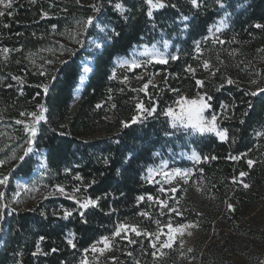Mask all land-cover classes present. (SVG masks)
Here are the masks:
<instances>
[{
	"label": "trees",
	"instance_id": "16d2710c",
	"mask_svg": "<svg viewBox=\"0 0 264 264\" xmlns=\"http://www.w3.org/2000/svg\"><path fill=\"white\" fill-rule=\"evenodd\" d=\"M96 2L103 5L98 16L106 32L90 28L86 38L79 37L85 40V47L80 48L74 42L76 21L92 15L88 5ZM166 2L175 4L176 8L156 10L152 19L146 16L143 0H124L129 9L125 13L127 19L108 0H81L83 7L75 0H14L13 8L5 11L13 14L0 20V48L13 51L7 54V59L0 55V159L8 160L13 152L21 153L25 133L23 125L15 122L26 119L21 112L36 111L38 103H44L48 112L35 145L37 150H45L47 166L42 174L33 175L38 160L35 153L27 157L11 173L4 201H9L14 179L19 175L27 178L31 193L36 192L30 191L33 188L43 192L49 190L46 186L54 189L61 185L70 192L74 187L80 188L75 194L81 200L99 199L98 206L83 210V218L76 211L79 206L75 200L66 196L47 195L28 208L4 209L5 219L0 226L6 230V238L0 246V264L16 261L80 264L85 256L89 259L91 246L101 237H112L118 223L136 224L155 232L157 219L162 228L169 219L174 224L199 223L193 253L195 264H235L234 258L252 263L261 259L264 136L258 133L264 132V93L258 89L264 87V29L254 25L264 24V0H227L226 11L232 13L230 23L212 36L208 35L209 28L225 13L214 0H200L203 7L199 9L189 0ZM242 3L245 5L239 7ZM183 16L189 19L181 23ZM112 29L120 35H112ZM174 34L167 64L152 62L130 70L115 63L116 57L129 53L138 44L152 43L162 35L172 38ZM106 35L112 38L108 40ZM214 38L224 43H216ZM92 40L104 46L96 48L90 44ZM197 42L200 53L195 50ZM67 49H77L76 55L69 56ZM176 51L178 59L173 60ZM86 57L93 61L92 71L73 105L82 60ZM205 59L212 66L208 71L202 67ZM62 60L68 63H60ZM189 65L196 69L194 77L186 71ZM216 69L212 76L211 71ZM113 72L116 77L110 78ZM14 76L19 79H12ZM124 76L129 79L124 81ZM139 76L143 79H137ZM227 78L236 83L227 84ZM149 79L153 84L149 85L147 96L132 90L141 88ZM197 79L205 81L203 89L196 85ZM253 80L257 83L253 84ZM38 85H48V93L44 94L43 87ZM172 89H179V94ZM198 91L214 97L209 112L220 117L221 128L228 130L227 139L221 140L214 133L187 137L173 128L169 117L163 114L179 95ZM253 91L257 95L248 94ZM138 101H143L145 107L155 104L157 112L146 119L143 114L137 123L123 127L122 121H130L137 114ZM112 104L116 107L112 108ZM222 104L229 105L228 109H222ZM225 114L230 118H223ZM182 145L209 157L197 164L188 183L175 180L163 184L146 179L148 166L176 154ZM244 153L261 162L248 168ZM213 156L216 159H210ZM232 156L242 158L233 160ZM15 163L10 161L0 167V173L6 174ZM241 171L248 175L240 177ZM238 181L250 187L245 189ZM172 186L177 188L176 192L168 191ZM161 187L164 192L159 191ZM149 195L156 199L148 200ZM140 196L145 199L140 201ZM157 199L168 200L183 215L177 216L167 209L161 215L162 206ZM228 203L233 204L234 211L227 208ZM65 209L72 211L67 219ZM141 211L149 212L151 219L138 215ZM85 219L87 223L83 222ZM129 235L134 237L132 233ZM69 238L73 239L75 248L68 244ZM135 238L137 243L129 244L125 239L113 237L112 250L100 256L99 261L92 254L91 264H137V261L151 264V238ZM37 244L42 251L33 256ZM177 246L175 243V248L168 250L170 258L166 264H181ZM85 249L89 251L85 253Z\"/></svg>",
	"mask_w": 264,
	"mask_h": 264
},
{
	"label": "snow or ice",
	"instance_id": "6c2138e0",
	"mask_svg": "<svg viewBox=\"0 0 264 264\" xmlns=\"http://www.w3.org/2000/svg\"><path fill=\"white\" fill-rule=\"evenodd\" d=\"M33 2H35V0H33ZM76 4L81 5V7H83V5L81 4V0H75ZM189 2L191 3V5L194 8H201L203 7V5L200 3V0H189ZM108 3L112 5V7L125 19H127V17L125 16V13L129 11V9L126 7L124 0H117V2H115L113 4V0H108ZM144 5H146V16L150 19L153 18L154 16V11L156 10H160V9H164L166 7H172V8H176L175 4H168L166 2V0H143ZM214 3L216 5L219 6V8L221 10H225V19L220 21V26H225L226 25V20H227V16L229 15L226 12L227 7L229 6L227 3V0H214ZM13 4H14V0H0V6H2V8H0V17L5 16V15H12L13 13L11 11L5 12L4 9L7 10H11L13 8ZM88 7H90L92 9V15H88L84 18L78 19L76 21V29L77 31L75 32V39L74 42L76 45H78L80 48L85 47V40L80 39L79 37L83 36V37H87L88 36V31L90 28L92 29H99V32L101 33H105L106 29L104 26L100 25V18L98 16V14L101 13L102 11V3L96 2V3H92L90 5H88ZM143 10V9H142ZM45 15H47V13H45ZM183 20L187 21L189 19L188 16H183L182 17ZM255 28L257 29H264V24L261 23H256L254 25ZM53 30L56 29V25L52 26ZM212 28H216V31H220V27H218L217 25H212ZM212 29L209 28V31H211ZM112 35L115 36H119L120 33L116 32L115 29H112ZM112 38V36H108L106 35V39L110 40ZM207 39V37L205 38ZM214 42L216 43H224V41L219 40L218 38H214ZM91 45H94L96 48H102L104 45L101 43H97L96 40H92L90 41ZM165 47H167V43H165ZM197 53L201 52V48H200V43L197 42L196 43V48H195ZM13 51L12 49H8V48H2L0 49V54H3L5 56V59H7V54L9 52ZM18 51V49H17ZM76 51L77 49H67V53L69 56H75L76 55ZM264 51V50H262ZM143 55L148 56L149 59L147 60H137V59H131V60H122L119 61V66L120 67H128L130 69H134V68H138V67H143L146 66L150 63H152V61L154 60L156 63L158 64H167L168 63V58L164 56V54L162 52H160L158 49H156V46L153 45L151 49L147 48V46H145V51L143 53ZM171 59L176 60L178 59L177 56H172ZM49 63H52V61H49ZM60 63L62 64H67L68 61L67 60H62L60 61ZM202 67L204 68V70L208 71L210 70V68L212 67L210 64V61L205 59L202 62ZM92 71L91 68L85 66L83 68V72L84 73H88ZM186 71L190 72L193 74V77L195 76V72L196 69L192 68L191 65H189L186 68ZM216 71H218V69H216L215 71H211V75L215 76ZM42 75L44 73H41ZM116 77V73L113 72L112 76L110 78H115ZM55 76H52L51 79L55 80ZM12 79L14 80H18V77H12ZM124 81H127L129 78L127 76H124ZM137 79L142 80L143 76H139L137 77ZM196 85L203 89L205 87V81L204 80H200L197 79L195 81ZM226 83L229 85H232L234 83H236L235 81H233L231 78H227ZM253 84H256L257 81L253 80L252 81ZM153 81L151 79H149L146 83H144L142 85L141 88L139 89H132L133 91H139V92H144L145 95H148V88L149 85H152ZM154 86V85H153ZM9 87H12V85H9ZM37 87H43V92L44 94L48 93V85H38ZM220 87H223V84L220 85ZM121 91H124V89H121ZM172 91L176 92L179 94V89H172ZM258 91L260 93H264V87H260L258 89ZM249 95H257L256 91L250 92L248 93ZM37 95H40V93H37ZM109 99H111V97H109ZM149 101L151 102L152 98L151 96H148ZM214 99L213 96L209 95L207 92H203V93H197V95L195 97L189 98L188 96H184V95H179L178 99H176L174 101L175 107L169 106L167 107L164 111L163 114L166 115L167 117L171 118V123H172V127L173 128H177L178 126H182L184 129H194L199 133H205V132H209V133H215L217 136L220 137L221 140H225L227 139L228 136V130L227 129H223L220 130L218 127V120L220 119V117H218V115L213 112L212 114H210V116H205V112L209 109H211L213 107V105L211 104V101ZM37 110L36 111H31V112H21L20 115L22 117H25L26 119H17L15 122L16 124L19 125H23V129L22 131L25 133V136L22 138L23 139V144L20 145V149H21V153L18 155L16 152H13L11 157L8 158V160H4V159H0V167H4L7 163H9L10 161H15L16 163L13 164V166L8 170V172L6 174L4 173H0V186H2V188H7L8 183H9V177L11 175V173L13 171H15V169L23 162H25V159L27 157H29L31 154H34L35 151V145L37 143V137L39 135L40 132V125L41 122H47V116L46 113L48 112V108L45 106L44 103H38L37 104ZM97 107H101V105H97ZM116 105L112 104V108H115ZM229 107V105L227 104H222L221 108L227 110ZM249 107H251V105L249 104ZM136 108H137V114L134 115L130 121H122V125L123 127L127 128L130 127L131 124H135L137 123L143 114V118H147V115H153L154 113L157 112V108L155 106V104L150 103L148 107H145L144 102L143 101H138L136 104ZM244 115H247V113H244ZM223 118L227 119L230 118L228 117L226 114L223 116ZM244 121L241 120V123H243ZM258 135L260 136H264V132H260L258 133ZM243 157L246 159L247 162V167L248 168H252L255 164L260 163L261 161H257L255 159L252 158H248V154L244 153ZM191 160L195 161L196 163H203L204 161H207L209 159V157H202L201 155L197 154L196 152H193L191 157H189ZM233 160H240L242 157L241 156H232L230 157ZM210 159H216L215 156L211 157ZM107 163V160L105 161ZM44 167L47 166V163L45 161ZM166 169H168V163L165 161L163 162L160 167L158 169H153V168H149L148 169V179H152L153 176H163L165 178V181L169 184H172L173 180H177V182L179 183L180 181H182L183 183H188L191 175L193 174V170L192 169H182L179 167L176 168H172L170 171H166ZM200 171H203V169H200ZM248 175V172L246 171H241L239 173L240 177H246ZM77 179H81V177H77ZM234 183L237 182V179L234 177L233 178ZM239 183H241L243 185V187L245 189H248L250 187V185L248 183H245L243 181H238ZM92 183H95V181H93ZM58 193L61 195H67L69 199H73L75 200V203L79 206L76 211L79 212V215L81 216V218L84 217V211L85 209H88L90 206L95 207L98 206V199H92L90 197H85L82 200L77 198L75 196L76 192L80 191V188H73V193L72 194H67L65 193V189L63 186L61 185H56L55 186ZM30 191H37V189L33 188L30 189ZM160 192H164L165 189L163 187H161L159 189ZM168 191L171 192H176L177 188L175 186H172L168 189ZM5 197V193L3 190H0V222H3L5 219V212L4 209L8 208V205L6 203H3ZM47 198V197H45ZM138 199L140 201H143L145 199L144 196H140L138 197ZM148 200H154L156 198H154L153 196L149 195L147 197ZM157 203H159L162 206V211H161V215H164L165 212L163 211L164 209H167L169 212L174 213L177 216H182L183 212L178 210L176 207H171L168 203V200H164V199H157L156 200ZM227 208L229 210H235L233 204L228 203L227 204ZM12 211H15V209H13ZM72 215V211L65 209L64 210V218L67 219L69 216ZM138 215L151 219V214L147 211H141L138 213ZM84 223H87V220H83ZM155 223L157 225V230L155 232H148L146 230L141 229L140 227H138V225L136 224H128V223H118L115 228L114 231L112 233V237L110 236H103L101 237L100 240H98L96 243H94L91 246V252L96 254L94 256V259L99 261V257L105 255L106 253L110 252L113 248V237H120L122 239H125L128 241L129 244H136L137 240L135 237H140V236H146V237H150L151 238V248L153 249H157V245H159V249H171L173 247V245L179 240L181 246H183V237L185 236V234L191 236L193 233L192 231H190V229H194V228H198L199 227V223H183V222H177V223H173V221L171 219H169L162 227H160L161 225V221L160 220H155ZM167 229V231L165 232L164 229ZM129 233L134 234L133 236H130ZM123 234V235H122ZM71 236V234H70ZM165 237V238H162ZM41 240L44 239V237H40ZM68 244L71 245L73 248L76 247V244L73 243V239L69 238L68 239ZM98 245H102V246H98ZM42 250L39 246V244H37L36 247V252L32 253L33 256L37 255V253H40ZM53 252L56 251L55 248L52 249ZM89 250L85 249V253H87ZM189 251H191V249H189ZM44 255H48V253H43ZM153 256L156 255V252H152L151 253ZM162 255L164 253H161ZM22 255V253H21ZM129 256L132 255L131 252L128 253ZM114 261L116 260V258L113 256L111 257ZM80 264H91V262L88 260L87 256H85L84 259H82L80 261ZM118 264V262H117ZM137 264H139V261H137ZM261 264H264V261H261Z\"/></svg>",
	"mask_w": 264,
	"mask_h": 264
},
{
	"label": "rangeland",
	"instance_id": "374dc122",
	"mask_svg": "<svg viewBox=\"0 0 264 264\" xmlns=\"http://www.w3.org/2000/svg\"><path fill=\"white\" fill-rule=\"evenodd\" d=\"M243 5H245V4L242 3V4L239 5V7H242ZM0 8H2V6H0ZM6 10L7 9H4V11H6ZM226 12L229 15L227 16V20H226V25L225 26H222V27L220 26V21L225 19V13L223 14L222 17L217 19L212 24V25H217L218 27H220V31L225 29L230 23V19H231L232 13L229 12V11H226ZM2 17H0V20L2 19ZM184 21L185 20L182 19L181 23L184 22ZM212 25L210 27L212 30L209 31V34H208L209 36H212L215 33L220 32V31H216V28H212ZM175 38H176L175 34L173 35L172 38L167 37L165 35H162L161 37H159L157 40H155L152 43L144 42L142 44H138V45L134 46V48L132 50H130L129 53L123 54V55H120V56L116 57L115 58V63L117 65H119V63H118L119 61L131 60V59L147 60V59H149V57L143 55V53L145 51V46H147V48L151 49L153 45H155L156 49H158L160 52H162L165 57L169 58V56L171 54V49H172V46H173V39H175ZM165 43H167V47H165ZM0 55H2V54H0ZM177 55H178L177 51L173 53V56H177ZM152 62H155V61L153 60ZM82 66H83V68L85 66H87V67L92 69V66H93L92 59L90 57H86L84 60H82ZM83 68H82V73H81V76L79 78L78 84H77V86L75 88V100L73 102V105L76 104L77 99L79 98L80 93H81V91H82V89H83V87H84V85H85L90 73H91V71L88 72V73H84L83 72ZM130 70H133V69H130ZM198 92L199 93H203V92H200V91H198ZM198 92H196L193 95H188L186 93H184L182 95L188 96L189 98H192V97H195ZM172 107H175V104H173ZM210 114H212V113H210L209 110H207L205 112V116H210ZM108 117L110 119L113 118L112 115H108ZM169 119L171 121L170 117H169ZM218 127H219L220 130H223L221 128L219 122H218ZM176 129H178L179 132H184V134H187V137H188V135L190 137L191 134H203V133L197 132L194 129H190V128L189 129H184L182 126H178ZM205 133H209V132H205ZM193 152H196L197 154H199L194 148H187V146H183L182 145L181 147H179L177 149V153L176 154H170V155H168L166 157H163L159 161L151 164L150 166H148L147 169H146V173H145L146 179H148V176H149V173H148V169L149 168L158 169L160 167V165L163 162H165V161L168 163V169H166V171H170L172 168L179 167V168H182V169H189L190 168V169L193 170V173H194L198 163H196L195 161H193V160H191L189 158V157H191ZM34 153H35V155L37 157L38 163H37V166L35 168V171H34L33 175L42 174V171L45 168L43 165H44V163L46 161V152H45L44 149L37 150L35 148ZM148 180L160 182V183H163V184H169V183H167L165 181V178L163 176H153L152 179H148ZM173 181H175V180H173ZM9 185H10V181L8 183L7 188H2V186H0V190H3L4 193H6L7 189L9 188ZM46 187H47V189H49L48 191H43L42 192V189H41L38 192L36 191L34 193H31V192L28 191L27 178L24 177V176L19 175V176H17L14 179V190L12 191V194H11V196L9 198V201L5 202L3 200V203H6L10 210H13V209L17 210V207H24V208L31 207L32 204H35L36 201H38V199L40 197H44V196H47V195L66 196V197H68L67 195L59 194L57 189H56V187L54 189L53 188L50 189V188H48V186H46ZM25 191H26V196L24 194ZM65 193L72 194L73 192H70L67 189H65ZM75 196L77 197L76 194H75ZM190 231H192L193 234L191 236L185 234V236L183 237V241H184L183 242V246H181L179 240L176 242V243H178L177 252H178V258H179V261L181 262V264H195L193 253L195 251V248H196L195 244L197 242L196 228L190 229ZM5 238H6V230L3 229L0 226V246L2 245V243H3ZM98 246H102V245H98ZM174 246H175V244L173 245V247L171 249H160V250H158L159 249V245H157V249H153V252H156V255L155 256L152 255L151 264H166L168 259L170 258L169 257L170 253H169L168 250L174 249L175 248ZM189 249H191V251H189ZM261 249L264 250V248H261ZM161 253H164V254L162 255ZM92 254H94V253H92ZM92 254H89V255L92 257ZM90 256H89L88 260L91 262L93 260H92V258H90ZM233 260H235V262H236L235 264H261V261H264V254L262 255L261 259H258V261L252 262V263H244L243 261H237V258H234ZM10 264H21V263H18L16 261V262H11Z\"/></svg>",
	"mask_w": 264,
	"mask_h": 264
}]
</instances>
